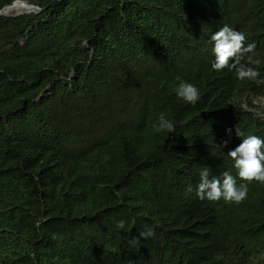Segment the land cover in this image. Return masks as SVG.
Masks as SVG:
<instances>
[{
	"label": "trees",
	"instance_id": "trees-1",
	"mask_svg": "<svg viewBox=\"0 0 264 264\" xmlns=\"http://www.w3.org/2000/svg\"><path fill=\"white\" fill-rule=\"evenodd\" d=\"M15 1L0 0V264H264V183L227 154L264 139V84L214 70L211 39L243 32L256 49L241 62L264 79V0H24L41 11L4 14ZM161 113L174 133L154 131ZM205 167L247 198L201 200Z\"/></svg>",
	"mask_w": 264,
	"mask_h": 264
},
{
	"label": "clouds",
	"instance_id": "clouds-1",
	"mask_svg": "<svg viewBox=\"0 0 264 264\" xmlns=\"http://www.w3.org/2000/svg\"><path fill=\"white\" fill-rule=\"evenodd\" d=\"M211 39L214 41L215 62L212 65L214 70L220 71L229 68L235 71L236 77L239 80L248 79L255 81L258 85L264 84V79H258L260 73L256 68L241 62L246 54L254 52L256 49L255 42L246 44L245 34L233 29L229 25L222 26L211 36ZM253 63L259 65L261 61L256 59ZM176 93L179 98L191 104H195L199 99L198 88L189 82L181 81L176 88ZM260 103L262 105H259ZM254 104L264 107V97L255 99ZM153 127L157 133L162 131L175 132L173 122L167 119L163 113L160 114L157 124ZM227 132L231 136L232 130L230 128L227 129ZM237 135L241 137L242 134L237 130ZM227 144L228 140H225L224 145L226 146ZM227 154L235 162L234 167L238 170L240 180L249 183L252 181L264 183V139H261L258 135L250 134L243 138L242 143ZM192 191L193 188L189 185L186 192L191 193ZM195 192L201 200L219 201L223 198L226 202L239 204L247 198L248 184H237L236 177L229 171L223 172L222 179L217 177L209 178V168L205 167L200 171V181L195 188ZM37 227H39V222H37ZM118 227L123 229L124 222H119ZM153 235L154 230L151 228L140 233V236L144 239H148ZM136 239L133 238L132 243Z\"/></svg>",
	"mask_w": 264,
	"mask_h": 264
},
{
	"label": "bare ground",
	"instance_id": "bare-ground-1",
	"mask_svg": "<svg viewBox=\"0 0 264 264\" xmlns=\"http://www.w3.org/2000/svg\"><path fill=\"white\" fill-rule=\"evenodd\" d=\"M22 7H28V10L23 12V13L29 12V11H31L33 9L32 7L26 5L25 3L21 2V1H18L14 5H12L10 7H7V8H9L10 10H15L16 11V10L21 9Z\"/></svg>",
	"mask_w": 264,
	"mask_h": 264
},
{
	"label": "water",
	"instance_id": "water-1",
	"mask_svg": "<svg viewBox=\"0 0 264 264\" xmlns=\"http://www.w3.org/2000/svg\"><path fill=\"white\" fill-rule=\"evenodd\" d=\"M18 1H21V0H18ZM16 2H17V1H16ZM21 2H23V3H25L26 5H28V6H30V7L33 8L31 11L26 12V13L39 12V11H41V7H39V6H37V5L30 4V3L26 2V1H21ZM14 4H15V2H14L12 5H14ZM12 5H9V6H7V7H10V6H12ZM18 14H21V13L17 12L15 15H18Z\"/></svg>",
	"mask_w": 264,
	"mask_h": 264
},
{
	"label": "rangeland",
	"instance_id": "rangeland-1",
	"mask_svg": "<svg viewBox=\"0 0 264 264\" xmlns=\"http://www.w3.org/2000/svg\"><path fill=\"white\" fill-rule=\"evenodd\" d=\"M16 12L17 11H15V10H9V8H6L3 10V13L8 14V15L15 14ZM19 13H23V12H19ZM259 105H262V104L260 103Z\"/></svg>",
	"mask_w": 264,
	"mask_h": 264
}]
</instances>
